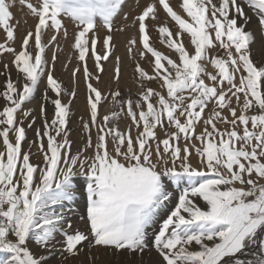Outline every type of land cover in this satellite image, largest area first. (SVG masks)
I'll return each instance as SVG.
<instances>
[{
	"label": "snow or ice",
	"instance_id": "snow-or-ice-1",
	"mask_svg": "<svg viewBox=\"0 0 264 264\" xmlns=\"http://www.w3.org/2000/svg\"><path fill=\"white\" fill-rule=\"evenodd\" d=\"M16 3L0 0V56L13 57L0 70V264H70L81 254L96 264L100 251L137 264L145 255L150 264H264V65L252 59L248 30L255 18L264 37V0H182L179 13L170 0H148L131 23L126 0H18L35 20L19 50ZM161 9L158 40L169 54L150 44L146 23ZM64 21L77 61L71 89L54 76ZM125 28L137 29L127 41L135 97L120 90L113 51ZM102 62L114 68L107 95L92 83ZM81 71L86 114L73 152ZM78 197L84 230L73 226Z\"/></svg>",
	"mask_w": 264,
	"mask_h": 264
},
{
	"label": "rangeland",
	"instance_id": "rangeland-1",
	"mask_svg": "<svg viewBox=\"0 0 264 264\" xmlns=\"http://www.w3.org/2000/svg\"><path fill=\"white\" fill-rule=\"evenodd\" d=\"M33 3H35V0H32ZM148 2V0H126L127 6L124 7V12L128 14V23H131L132 18L137 15L141 10L143 5ZM182 0H170L171 6L176 10L178 13L182 10L177 7L179 3H181ZM139 5V6H137ZM13 13V21L11 22L15 28V41H14V47L19 50L22 37L26 35L27 31L33 29L35 20L28 14L27 9L22 8L17 0L16 6L12 8ZM251 15V13H249ZM160 21L159 22H153V21H146L148 24V30L151 33L150 36V44H153L154 47L161 51L162 54H169L170 50L166 48V46L162 45L158 40V27L161 26V24L165 21L166 14L161 11L159 12ZM170 21V18H167ZM65 24H67L68 27V39L65 40L63 38L59 39V46L60 49H62L59 54V60L55 64V71L54 76L59 81L62 82V85L66 89H71L73 87L72 84V77L71 72L72 69L76 66V59H75V53L72 49L73 39H72V32H73V25L68 23L67 21H64ZM122 23H124L122 20L117 21V26H120ZM170 30H174L170 27ZM248 30L252 31L253 33H256L255 37V43L252 45V59L254 62H257L258 64L264 65V37H261L259 33L257 32V22L255 18L250 22L248 25ZM137 32L136 28H125L123 32H117L114 34V54L115 56H118L122 60V73L120 76L119 81V87L122 92L128 93L131 92V94L135 97L138 94L139 89V83L137 82V78L134 75V63L129 60L128 58V52H127V41L132 38V36ZM99 37L103 38L104 32L102 29L98 30ZM51 33L48 34V36L45 37V39L50 38ZM5 36L2 31H0V42L4 40ZM98 50L102 51V48L98 44ZM49 57L51 56V52H48ZM13 57L11 55H4L0 56V70H2V65L4 63H9ZM69 60L71 61L69 64ZM103 63V72H102V78L99 83L96 81H92L93 86L99 88L101 92L104 95H107L109 90H115L116 83L112 79V76L114 75V68L113 63L111 62H102ZM68 64L67 70H65L64 65ZM146 71L149 70V65L147 63H143L142 65ZM88 67L93 75L96 74L95 69L93 67V62L91 60L88 61ZM12 78H16L15 69L12 70ZM4 82V78L0 77V86H2ZM155 87V85H152ZM77 95L75 97L74 102L71 105V110L74 113L72 117V121L69 125V127L72 129V139L75 142L73 144V152L76 151L77 147L80 144V128H79V117L86 114V85L83 79V73L79 74V78L75 84ZM38 100H39V94H37V99L32 102L30 107H32L34 110H36L38 114ZM65 100H67V97H65ZM2 101H0V105H2ZM49 111H51V108H49ZM108 111L107 106L101 109V115L105 114ZM39 125V122L37 124ZM121 127H124L122 124ZM35 139L34 132L32 130L28 131V140L32 141ZM24 147L27 149L28 144L27 142L24 144ZM33 152H36L37 149L33 148ZM33 163H38L39 158L36 156L32 157ZM174 206L173 204L169 205V208ZM74 207L76 209V214L73 215V226L75 228H79L80 230H84L85 225L83 222L79 220V216L83 215L85 213V202L80 200L78 197L77 202H75ZM158 227V225H157ZM93 259L95 260L96 264H137L136 259L133 258H125V257H113L111 254L106 253L104 251H100L99 253L93 252L92 254ZM154 257H149L147 255L144 256V264H150L151 260ZM52 264H56V261L53 260ZM70 264H89V261L87 257L84 254H81L78 260H71Z\"/></svg>",
	"mask_w": 264,
	"mask_h": 264
}]
</instances>
